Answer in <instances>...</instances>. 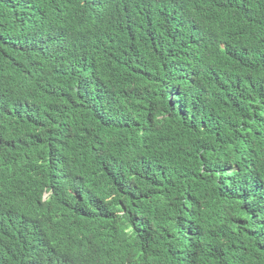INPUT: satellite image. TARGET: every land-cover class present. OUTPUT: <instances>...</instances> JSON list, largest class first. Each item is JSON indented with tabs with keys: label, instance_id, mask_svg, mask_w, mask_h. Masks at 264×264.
<instances>
[{
	"label": "trees",
	"instance_id": "16d2710c",
	"mask_svg": "<svg viewBox=\"0 0 264 264\" xmlns=\"http://www.w3.org/2000/svg\"><path fill=\"white\" fill-rule=\"evenodd\" d=\"M0 264H264V0H0Z\"/></svg>",
	"mask_w": 264,
	"mask_h": 264
},
{
	"label": "clouds",
	"instance_id": "9594fccd",
	"mask_svg": "<svg viewBox=\"0 0 264 264\" xmlns=\"http://www.w3.org/2000/svg\"><path fill=\"white\" fill-rule=\"evenodd\" d=\"M47 195L45 194L44 197H46Z\"/></svg>",
	"mask_w": 264,
	"mask_h": 264
}]
</instances>
